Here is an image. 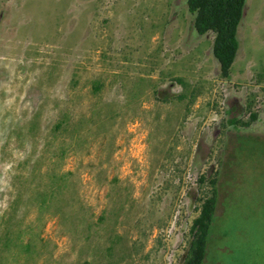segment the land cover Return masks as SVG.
I'll return each instance as SVG.
<instances>
[{"label": "rangeland", "instance_id": "374dc122", "mask_svg": "<svg viewBox=\"0 0 264 264\" xmlns=\"http://www.w3.org/2000/svg\"><path fill=\"white\" fill-rule=\"evenodd\" d=\"M238 37L225 80L187 0H0V220L18 197L26 211L63 112L96 114L61 163L66 217L44 215L29 258L0 244V264H184L211 171L204 264H264V0H247Z\"/></svg>", "mask_w": 264, "mask_h": 264}, {"label": "trees", "instance_id": "16d2710c", "mask_svg": "<svg viewBox=\"0 0 264 264\" xmlns=\"http://www.w3.org/2000/svg\"><path fill=\"white\" fill-rule=\"evenodd\" d=\"M247 0H187L189 13L194 17V28L199 36L214 35L213 54L220 65L221 77L229 80L232 69L240 51L239 29L244 19ZM184 89L187 82L182 78L176 80ZM103 89V83L96 81L93 94L98 95ZM200 94L191 92V104H194ZM188 98L184 93L179 97L183 101ZM250 122L236 121V125L250 126L258 120V114L250 112ZM95 116H84L74 121L72 113L63 112L61 118L51 130V136L44 145L41 159H45L51 148H57L53 156L48 158L50 166L43 173L39 170L41 160L37 161L32 179L37 182L36 193L26 205L21 215L22 202L18 197L12 201L7 212L0 220V244L3 250L17 255L31 256L37 249L38 239L44 231V215L56 216L64 220L65 207L68 203L67 192L71 189L74 173L62 169V160L66 157L74 142L82 139L85 131L95 122ZM54 166V167H51ZM198 184L202 190L197 199L196 213L189 231V247L184 264H204L211 234L216 223V213L219 204V172L203 174ZM31 213V216H30ZM33 213V214H32Z\"/></svg>", "mask_w": 264, "mask_h": 264}]
</instances>
